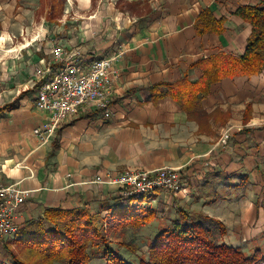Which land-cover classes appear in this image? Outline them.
Returning a JSON list of instances; mask_svg holds the SVG:
<instances>
[{
  "label": "crops",
  "instance_id": "obj_1",
  "mask_svg": "<svg viewBox=\"0 0 264 264\" xmlns=\"http://www.w3.org/2000/svg\"><path fill=\"white\" fill-rule=\"evenodd\" d=\"M257 3L65 0L63 11L50 22L48 0H0V27L24 25L25 32L56 26L58 34L79 43L75 45L84 63L117 57L109 119L86 106L41 144L33 129L45 122L47 113L31 97L20 95L17 109L0 114V187L16 184L29 192L15 219L18 231L43 218L47 207L85 205L92 214L109 216V206L124 203L123 194L116 184L95 182L99 174L171 167L181 171L180 191L160 188L141 195L139 206L153 213L144 223L156 228L151 238L179 218L181 210L220 221L226 228L224 243L244 251L264 250V71L214 83L202 101L210 114L203 123L189 118L170 96L154 98L150 93L157 84L164 92L167 83L185 76L198 80V62L212 54H243L251 26L235 11ZM204 9L225 19L220 34L196 33L194 24ZM54 42L66 47L62 41L56 44V38ZM228 130L231 137L221 144Z\"/></svg>",
  "mask_w": 264,
  "mask_h": 264
},
{
  "label": "trees",
  "instance_id": "obj_2",
  "mask_svg": "<svg viewBox=\"0 0 264 264\" xmlns=\"http://www.w3.org/2000/svg\"><path fill=\"white\" fill-rule=\"evenodd\" d=\"M64 1L48 0L50 11L47 19L50 22L63 11ZM235 13L251 26L244 53L234 55L220 51L205 57L198 62L202 69V76L198 80L192 81L185 76L163 84L166 86L164 92L159 88L162 84H157L150 89L151 97L168 95L179 103L189 118L203 123L210 114L203 110L202 101L214 83L225 77L262 73L264 0H259L257 4L239 6ZM224 21V18L217 19L210 9H204L194 24L196 33L200 36L204 33L220 34L224 30ZM52 67L56 69L58 65L52 64ZM38 88L36 84L33 90ZM20 99L21 96L0 106V114L17 109ZM249 110L247 108L245 113ZM55 151L56 147L50 156ZM120 200L124 203L109 206V216L92 214L85 205L72 209L47 207L42 219L29 222L18 233L19 241L29 248L32 256L23 260L12 252V264H38V256L46 263L58 261L66 264H94L91 246L101 253L107 264H133L114 250L109 235L113 230H122L128 224L139 228L153 213L139 206L143 200L140 194L120 196ZM178 212L181 216L171 225L160 227L149 244L148 257L140 259L139 264H264L263 249L257 248L247 254L242 248L222 242L221 237L225 235L226 228L220 221L210 216L190 215L181 210ZM0 264L4 262L0 260Z\"/></svg>",
  "mask_w": 264,
  "mask_h": 264
},
{
  "label": "built area",
  "instance_id": "obj_3",
  "mask_svg": "<svg viewBox=\"0 0 264 264\" xmlns=\"http://www.w3.org/2000/svg\"><path fill=\"white\" fill-rule=\"evenodd\" d=\"M51 52L54 62L41 60L36 69L38 79L34 82L39 87L35 99L37 108L47 113L45 122L33 129L41 144L49 142L63 122L73 120L86 106L96 107L107 119L112 116L110 79L117 57L99 58L87 64L78 51L68 52L61 44L53 45ZM52 64L58 67L54 69ZM230 137L228 130L222 135L221 144H226ZM95 182L116 184L125 197L152 193L160 188L176 192L184 184L180 169L171 167L155 170L127 168L118 175L99 174ZM28 195V191L16 184L0 187V237L18 232L15 219Z\"/></svg>",
  "mask_w": 264,
  "mask_h": 264
},
{
  "label": "rangeland",
  "instance_id": "obj_4",
  "mask_svg": "<svg viewBox=\"0 0 264 264\" xmlns=\"http://www.w3.org/2000/svg\"><path fill=\"white\" fill-rule=\"evenodd\" d=\"M30 16H32V13H30ZM71 24L74 25L75 23ZM58 30L56 26L45 25L29 27L27 31L25 30L24 32V25H4V27L1 25L0 103L14 99L20 95H24L23 97L25 99L31 97L35 103L34 96L37 90H33V88L35 86L34 82H37L38 79L36 69L39 68L40 59L44 56L51 62L54 60L51 52L52 46L55 44L54 38H56V44H58L59 41L66 44L65 48L68 52L78 51V49H76L77 44L75 45V43L78 42L70 40L67 34H58ZM60 32H64V29H60ZM57 131L55 133L56 135ZM40 219H42V217L37 218L36 221ZM144 225L136 228L128 224L122 230H113L109 235L110 244L114 247V250L119 252V255L124 260L133 264H139L140 259H145L149 255V244L153 239L151 236L156 228H153L151 225ZM18 233L19 231L9 236L0 237V260L4 262V264H12V252L23 260H27L32 256L29 248L19 241L20 238ZM260 249L263 248L260 247ZM90 250L93 255L94 264H107L101 253L96 252L94 246H91ZM245 252L247 254L252 253V251L248 250ZM38 264L66 263L58 261L46 263L38 256Z\"/></svg>",
  "mask_w": 264,
  "mask_h": 264
}]
</instances>
